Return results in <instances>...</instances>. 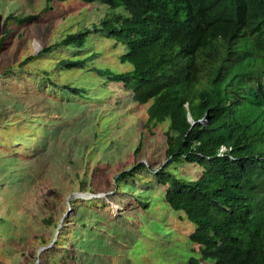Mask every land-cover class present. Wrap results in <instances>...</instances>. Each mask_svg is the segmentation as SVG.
Returning a JSON list of instances; mask_svg holds the SVG:
<instances>
[{
  "label": "rangeland",
  "instance_id": "obj_1",
  "mask_svg": "<svg viewBox=\"0 0 264 264\" xmlns=\"http://www.w3.org/2000/svg\"><path fill=\"white\" fill-rule=\"evenodd\" d=\"M44 5L0 0V264H189L200 256L189 239L195 225L167 205L164 187L148 171L165 160L168 121L145 124L150 102L138 104L121 83L84 71L132 68L119 60L126 44L93 30L113 10L97 2L55 1L37 21L4 25L7 14L37 13ZM90 27L80 48L54 46L39 55L66 34ZM93 50L99 52L85 69L56 64ZM247 51L264 69V51ZM28 55L34 58L25 62ZM62 83L85 91L75 95ZM138 162L146 167L135 169L132 182L118 191L114 176ZM201 171L184 163L170 172L196 179Z\"/></svg>",
  "mask_w": 264,
  "mask_h": 264
},
{
  "label": "trees",
  "instance_id": "obj_2",
  "mask_svg": "<svg viewBox=\"0 0 264 264\" xmlns=\"http://www.w3.org/2000/svg\"><path fill=\"white\" fill-rule=\"evenodd\" d=\"M55 1L64 0H45L37 13H9L4 25L37 21ZM82 1L113 10L93 30L126 44L119 60L132 65L120 73L97 67L84 71L121 83L138 104L150 102L145 124L168 121L165 160L148 171L164 187L167 205L195 225L189 239L200 256L189 264H264V69L247 51H264V0ZM90 32L91 27L66 34L39 55L54 46L78 49ZM4 40L2 35L0 49ZM98 52L62 57L56 64L85 69ZM43 73L53 88L59 86L48 71ZM61 89L78 96L85 91L72 83H62ZM221 145L227 151L218 155ZM140 147L141 137L135 154ZM184 163L199 165L200 175L188 179L170 172ZM144 167L138 162L118 172L116 189L125 188L119 186L132 182L135 169Z\"/></svg>",
  "mask_w": 264,
  "mask_h": 264
},
{
  "label": "built area",
  "instance_id": "obj_3",
  "mask_svg": "<svg viewBox=\"0 0 264 264\" xmlns=\"http://www.w3.org/2000/svg\"><path fill=\"white\" fill-rule=\"evenodd\" d=\"M226 151H227V148L222 145L218 149V155H223Z\"/></svg>",
  "mask_w": 264,
  "mask_h": 264
},
{
  "label": "water",
  "instance_id": "obj_4",
  "mask_svg": "<svg viewBox=\"0 0 264 264\" xmlns=\"http://www.w3.org/2000/svg\"><path fill=\"white\" fill-rule=\"evenodd\" d=\"M188 119H189V120H191V117H190V116H188ZM191 124H192V123H191ZM44 248H45V247H43V248H41V249H44Z\"/></svg>",
  "mask_w": 264,
  "mask_h": 264
},
{
  "label": "clouds",
  "instance_id": "obj_5",
  "mask_svg": "<svg viewBox=\"0 0 264 264\" xmlns=\"http://www.w3.org/2000/svg\"><path fill=\"white\" fill-rule=\"evenodd\" d=\"M202 122V119L200 120ZM222 146V145H221ZM224 146V145H223ZM226 147V146H225ZM227 148V147H226Z\"/></svg>",
  "mask_w": 264,
  "mask_h": 264
}]
</instances>
